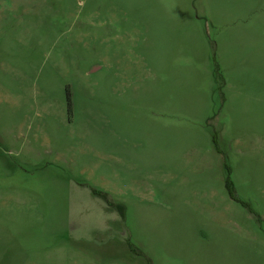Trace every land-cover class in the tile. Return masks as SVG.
<instances>
[{
  "label": "rangeland",
  "instance_id": "1",
  "mask_svg": "<svg viewBox=\"0 0 264 264\" xmlns=\"http://www.w3.org/2000/svg\"><path fill=\"white\" fill-rule=\"evenodd\" d=\"M0 264H264V0H0Z\"/></svg>",
  "mask_w": 264,
  "mask_h": 264
},
{
  "label": "trees",
  "instance_id": "2",
  "mask_svg": "<svg viewBox=\"0 0 264 264\" xmlns=\"http://www.w3.org/2000/svg\"><path fill=\"white\" fill-rule=\"evenodd\" d=\"M215 77H216V82L218 83V87L221 89L223 84H224V80H223L222 74L220 73V70L218 68H216V70H215ZM69 101H71L70 93H69ZM227 186L230 189L231 194L233 195V184H232L231 179H228ZM93 191L96 194H99L101 197H103L110 206L116 205V203L112 202V200L110 199L107 192L102 191V190H98L95 188H93ZM117 206H122V204H117Z\"/></svg>",
  "mask_w": 264,
  "mask_h": 264
}]
</instances>
